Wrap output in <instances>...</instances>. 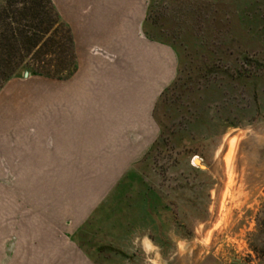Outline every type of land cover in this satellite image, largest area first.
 Masks as SVG:
<instances>
[{
    "label": "rangeland",
    "instance_id": "obj_1",
    "mask_svg": "<svg viewBox=\"0 0 264 264\" xmlns=\"http://www.w3.org/2000/svg\"><path fill=\"white\" fill-rule=\"evenodd\" d=\"M10 1L14 6H8ZM154 1L157 28L179 31L187 36L189 48L226 51V57H214L224 71L235 65L234 52L250 58L264 55V0ZM4 6L10 12L23 7L20 0H0V9ZM22 19L18 12L13 26ZM23 55L14 60L16 75L0 84V264H264V121L252 124L240 117L241 128H226L209 142L206 159L190 160L212 183L208 218L193 220L189 240L169 233L174 246L164 253L151 239L145 207L136 206L134 219L126 217L127 210L123 217L124 192L115 194L103 211L96 210L124 174L135 169L129 184L139 175L138 184L151 185L168 200L176 197L182 218L184 198L202 191L184 186L198 184V178L183 165L169 170L166 156L144 171V165H137L140 155L159 135L153 119L146 124L143 114L129 109L128 100L117 113L108 114L106 106L117 100L75 98L73 77H25L23 67L35 57ZM226 82L218 75L196 85L207 130L223 125L216 118L221 92L235 98L240 112L248 108L249 95ZM210 84L218 90L207 89ZM261 89L264 94V71ZM89 101L91 107L86 106ZM175 122L170 125L181 121ZM129 125L141 129H121ZM101 247L109 249L101 252Z\"/></svg>",
    "mask_w": 264,
    "mask_h": 264
},
{
    "label": "trees",
    "instance_id": "obj_2",
    "mask_svg": "<svg viewBox=\"0 0 264 264\" xmlns=\"http://www.w3.org/2000/svg\"><path fill=\"white\" fill-rule=\"evenodd\" d=\"M20 3L23 7L17 11L10 12L8 6H14L11 1L8 3L10 5L0 9V17L3 18L0 27V84L16 75L19 65L14 60L22 53L35 57L33 64L28 63L23 67V74L59 81L71 79L78 70L71 28L62 21L51 0H20ZM154 5L155 1H150L143 33L148 40L173 49L178 61L177 75L161 93L154 106L152 117L158 125L159 135L137 165H144L146 171L156 158L169 157L171 159L169 170L183 165L189 173L198 178V184H189L184 188L189 187L188 190L192 191L196 187H201L202 191L199 194L194 192L195 196L184 198L181 204L183 217L180 218L179 202H174L177 198L171 197L172 200H168L151 185L143 182L138 184L139 175L135 176L134 185L129 184L131 176L135 173V169H131L124 174L109 198L96 211H103L110 205L115 194L124 192L120 203V208H124L123 217L127 210L126 217L129 215V218L134 219L136 206L145 207V218H148L147 220L152 223L150 227H153L154 236L152 235L151 239L165 253L174 246L169 233L173 232L175 236L189 240L193 235V220L205 222L208 218V194L212 183L206 172L190 165V160L195 156L206 159L209 142L220 138L226 128H241L242 124L238 121L240 117L252 124L264 121V94L261 91L264 55L250 58L244 53L234 52L230 56L236 57L235 65L232 70L224 71L220 66H216L214 57L215 55L226 57V51H210L207 46L199 49L189 48L186 44L187 36L181 35L179 31L178 34H174L164 28H157L158 21L153 14ZM18 12L25 19H22V24H16L18 27H15L13 20L16 19ZM57 25L59 26L56 28ZM188 48L190 51H187ZM218 75L225 76L226 83H233L244 90L249 95V104L245 112H240L235 98L221 92V97L217 101L220 109L216 113V118L223 125L216 130H207L204 128L206 115L202 107L203 96L196 85L199 81L208 82L211 76ZM209 86L213 87V91L214 87L216 88L210 84L207 89ZM204 98L206 99L207 95ZM177 120L181 121L180 124L172 127L170 121ZM205 129L207 132H204ZM200 196L203 200H200ZM129 225L136 228L132 221ZM105 249L109 248L101 247L99 251Z\"/></svg>",
    "mask_w": 264,
    "mask_h": 264
},
{
    "label": "crops",
    "instance_id": "obj_3",
    "mask_svg": "<svg viewBox=\"0 0 264 264\" xmlns=\"http://www.w3.org/2000/svg\"><path fill=\"white\" fill-rule=\"evenodd\" d=\"M53 2L70 25L75 42L78 70L70 80L74 97L117 100L106 106L108 114L117 113L128 100L129 109L143 114L148 124L154 102L175 79L178 65L172 48L148 40L143 33L150 0Z\"/></svg>",
    "mask_w": 264,
    "mask_h": 264
},
{
    "label": "water",
    "instance_id": "obj_4",
    "mask_svg": "<svg viewBox=\"0 0 264 264\" xmlns=\"http://www.w3.org/2000/svg\"><path fill=\"white\" fill-rule=\"evenodd\" d=\"M25 77H28V74L27 73L25 74Z\"/></svg>",
    "mask_w": 264,
    "mask_h": 264
}]
</instances>
